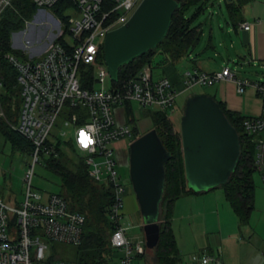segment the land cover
<instances>
[{
  "label": "built area",
  "instance_id": "obj_1",
  "mask_svg": "<svg viewBox=\"0 0 264 264\" xmlns=\"http://www.w3.org/2000/svg\"><path fill=\"white\" fill-rule=\"evenodd\" d=\"M12 1L0 0V16L11 8ZM31 1L39 9H52L59 2ZM142 1L71 0L75 15L65 17L64 21L53 19L51 24L58 34L40 56L23 59L14 54L6 55L16 72L20 95L18 117L11 128L25 138L32 149L29 169L24 176L23 201L13 206L0 197V264H74L52 259L49 242L78 246L85 216L71 210L59 194L44 197L32 188L39 157H57L58 149L70 151L68 143L82 156L89 178L112 192L109 218L114 230L109 242L111 249L120 253L119 264H136L135 259L146 254L144 237L130 238L127 235L130 227L123 221L125 186L116 170L114 145L122 139L134 140V134L126 122L118 124V107L123 109L124 118L127 108L132 113L134 104L140 109L164 113L169 118L176 109L177 96L196 86L211 87L229 81L239 95L253 90L261 102L260 113L245 116L242 129L254 146V170L264 183V77L252 81L237 78L227 68L212 74L191 69L183 74L179 82L181 88H178L168 77L153 79L149 66L148 72L142 67L135 78L120 83L119 79L111 81L103 53L100 56L104 39L109 32L125 25ZM239 28L248 31L250 26L240 23ZM65 34L71 37L72 44L64 42ZM88 71H92V89L82 87ZM106 79L110 81V88L105 87ZM95 84H100L101 88L96 90ZM1 88L0 83V91ZM60 114L64 116L63 128L54 132ZM64 128H71V132L68 134ZM192 261L222 264L213 255L194 257Z\"/></svg>",
  "mask_w": 264,
  "mask_h": 264
},
{
  "label": "rangeland",
  "instance_id": "obj_2",
  "mask_svg": "<svg viewBox=\"0 0 264 264\" xmlns=\"http://www.w3.org/2000/svg\"><path fill=\"white\" fill-rule=\"evenodd\" d=\"M226 4L224 0H199L191 4L185 11V18L193 19V25L201 24V46L206 45L209 36H211L214 46L225 42L222 29L225 22L229 21ZM198 11L199 13H197ZM75 13L76 10L71 6L63 11V16L71 17ZM50 17L61 21V17L56 15L53 10L37 8L28 21L24 23L23 30L11 33L10 49L15 53L18 52L24 59L40 56L58 34L57 28L51 24ZM59 28L62 30L61 25ZM63 40L68 44L73 42L67 34L64 35ZM219 49L224 48L220 47ZM156 53L151 63L154 77L161 72L157 66L160 55L158 51ZM211 60L218 64L221 62V58L218 57H212ZM228 64L237 72V78L255 81L261 77L258 76L260 72L257 73L259 70L250 68L247 65L240 66L239 63L231 62ZM143 69L148 72L149 65L146 64ZM105 87H111L108 79H106ZM94 88L98 90L101 85L95 84ZM196 93L197 95H209L210 87H197L190 92V94ZM186 97L187 94H180L175 100L176 107L182 109L178 114V118L174 120L175 128L178 131L180 118L187 100ZM151 112L150 109L138 108L136 104L132 107L130 118L135 121L141 134L152 128ZM243 116L247 115L244 114ZM173 117L174 115H170L169 119L173 120ZM0 118L5 119L4 115ZM116 119L118 124L126 122L129 125V117L124 118L123 109L120 107L116 109ZM63 120L64 116L60 114L55 122L54 132L63 128ZM15 122L16 119L7 124L9 129L17 134L11 128ZM64 131L69 134L71 128H64ZM122 140L114 146L116 170L120 181L125 186L126 193L124 197L125 218L123 221L129 225L130 231L127 234L133 239L135 236H142V229L139 225L141 223L142 227V219L129 179L128 146L133 140ZM20 144L13 145L0 133V197L4 202L13 206H19L24 199L23 192L26 187L24 176L30 164V152L25 151L28 148L24 142ZM61 154L60 159L72 164L82 160L79 153L74 154L66 149H62ZM48 159L47 156L39 157V163L35 165L32 177L33 190L40 192L44 197L51 193L59 194L61 192L60 177L48 168ZM253 184L255 189L254 208L246 225L241 226L239 224L235 213L224 197L223 189L220 187L202 195L206 203L204 214L201 217L191 218L189 221H174L172 230L179 252L177 264H200L198 261H192V259L203 255L218 257L222 264H264V255L262 256V251H264V183L256 172L253 174ZM76 248L72 245L49 242V252L52 259H61L73 263ZM149 258L150 252L146 254L145 258H136L134 263L147 264Z\"/></svg>",
  "mask_w": 264,
  "mask_h": 264
},
{
  "label": "trees",
  "instance_id": "obj_3",
  "mask_svg": "<svg viewBox=\"0 0 264 264\" xmlns=\"http://www.w3.org/2000/svg\"><path fill=\"white\" fill-rule=\"evenodd\" d=\"M198 1H179V7L173 12L165 38L155 49L135 58L131 63L121 66L118 72L119 83L135 78L146 64L151 67L157 51L165 60L175 62L184 58L197 45L201 36V24L193 25V19H186L184 14L191 4ZM224 1L227 3L230 18L238 19L240 5H235L233 1ZM71 5V0H59L51 10L64 21L63 11ZM36 9L31 0H13L11 8L6 9L0 16V83L2 85L0 107L6 119L0 118V133L13 145H21L20 143L24 142L28 148L25 150L27 152L31 151V144L19 134L12 132L7 124L18 117L20 95L16 72L7 62L6 55L14 54L23 58L18 52L15 53L10 49V36L12 32L24 29V23ZM102 53L103 50H101L100 56ZM92 82V71H88L82 80V87L92 89ZM218 104L229 123L237 131L240 141V154L235 171L220 188L223 189L224 197L230 204L239 224L243 226L248 223V218L254 208V146L243 133L242 122L245 116L226 109L221 102ZM126 112L134 139H136L142 134L138 131L135 121L130 118L132 114L130 109L127 108ZM150 116L151 129H155L171 158L164 166L165 183L159 213L160 239L154 250H147L146 254L150 252L147 264H177L179 252L172 230L173 206L179 197L195 193L189 190L186 185L180 131L176 130L175 125L164 113L152 111ZM68 147L70 152L77 154L72 144L68 143ZM58 151L57 157H49L47 166L60 177L61 192L59 195L68 202L71 210L83 214L86 218L82 240L76 246L73 263L111 264L113 250L110 247L109 239L114 226L109 218V209L113 201L112 192L110 188L96 184L89 178L87 168L82 160L74 164L69 163L60 159L61 150L58 149ZM146 254L143 258L146 257Z\"/></svg>",
  "mask_w": 264,
  "mask_h": 264
},
{
  "label": "water",
  "instance_id": "obj_4",
  "mask_svg": "<svg viewBox=\"0 0 264 264\" xmlns=\"http://www.w3.org/2000/svg\"><path fill=\"white\" fill-rule=\"evenodd\" d=\"M179 1L143 0L125 25L106 35L103 62L111 81H118L121 66L162 42ZM179 131L187 188L195 194H202L224 185L235 171L240 141L218 102L209 95L188 98ZM128 150L129 179L142 219L145 246L152 251L160 239L164 166L171 155L163 147L155 129L130 142Z\"/></svg>",
  "mask_w": 264,
  "mask_h": 264
},
{
  "label": "crops",
  "instance_id": "obj_5",
  "mask_svg": "<svg viewBox=\"0 0 264 264\" xmlns=\"http://www.w3.org/2000/svg\"><path fill=\"white\" fill-rule=\"evenodd\" d=\"M233 2L235 5H240L239 16L238 19H231L230 16H228L229 21L225 22L224 28L222 29L225 35L224 43H218L217 46H214L211 36H209L206 45L201 46L199 39L197 45L180 60L170 62L160 56L157 64L161 70L160 74H156L154 77L152 67H150L153 79L168 77L175 86L181 88L179 84L180 79L186 71L191 69H197L201 72L212 74L221 72L224 68H227L235 73L237 77V72L229 66V62L239 63L240 66L247 65L250 68L257 69L259 70L257 73L260 72L258 76H261L259 78L264 77V0H233ZM240 23L249 24L250 29L248 31L242 30L239 28ZM220 47L224 49L220 50ZM212 57L221 58V62H219V64L212 62ZM197 87L198 86L185 91L182 94H187V99L196 96L197 93L190 94V92ZM209 96H212L217 102H221L226 109L237 112L242 116L244 114L247 116H256L260 113L261 102L255 96L253 90L248 89L244 94L239 95L232 82L221 81L214 84L210 87ZM181 110L180 107H176L171 114L174 115V119H170L173 124L174 120L178 118V114ZM207 193L186 194L179 197L173 206L172 224L174 221L178 220L189 221L191 218L201 217L204 214V205L206 203L202 195ZM195 205L196 207H194ZM124 218L125 214L123 207V219ZM139 225L141 228V223ZM129 231L130 229L127 233ZM127 235L130 237L129 234ZM136 237L139 236H135V238ZM263 255L264 251H262V256ZM119 257L120 253L113 251L111 264H119Z\"/></svg>",
  "mask_w": 264,
  "mask_h": 264
},
{
  "label": "snow or ice",
  "instance_id": "obj_6",
  "mask_svg": "<svg viewBox=\"0 0 264 264\" xmlns=\"http://www.w3.org/2000/svg\"><path fill=\"white\" fill-rule=\"evenodd\" d=\"M84 139H85V141H86V143H87V142H88V141H87V138L85 137Z\"/></svg>",
  "mask_w": 264,
  "mask_h": 264
},
{
  "label": "clouds",
  "instance_id": "obj_7",
  "mask_svg": "<svg viewBox=\"0 0 264 264\" xmlns=\"http://www.w3.org/2000/svg\"><path fill=\"white\" fill-rule=\"evenodd\" d=\"M81 135H84L83 131L81 132Z\"/></svg>",
  "mask_w": 264,
  "mask_h": 264
},
{
  "label": "bare ground",
  "instance_id": "obj_8",
  "mask_svg": "<svg viewBox=\"0 0 264 264\" xmlns=\"http://www.w3.org/2000/svg\"><path fill=\"white\" fill-rule=\"evenodd\" d=\"M52 26H53V24H52Z\"/></svg>",
  "mask_w": 264,
  "mask_h": 264
}]
</instances>
